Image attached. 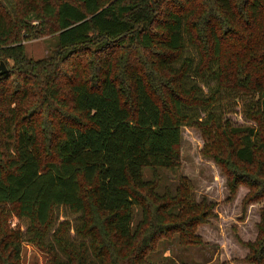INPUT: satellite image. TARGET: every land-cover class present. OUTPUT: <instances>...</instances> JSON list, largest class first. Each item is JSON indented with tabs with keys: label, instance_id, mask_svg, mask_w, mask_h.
Listing matches in <instances>:
<instances>
[{
	"label": "trees",
	"instance_id": "1",
	"mask_svg": "<svg viewBox=\"0 0 264 264\" xmlns=\"http://www.w3.org/2000/svg\"><path fill=\"white\" fill-rule=\"evenodd\" d=\"M44 35L50 54L27 57L21 41ZM0 61V264H21L23 243L45 264H157L175 234L203 243L213 204L184 176L157 191L181 126L229 171L224 201L238 183L242 211L264 197V0H0ZM224 98L247 123L223 118ZM238 242L264 264V206Z\"/></svg>",
	"mask_w": 264,
	"mask_h": 264
},
{
	"label": "rangeland",
	"instance_id": "2",
	"mask_svg": "<svg viewBox=\"0 0 264 264\" xmlns=\"http://www.w3.org/2000/svg\"><path fill=\"white\" fill-rule=\"evenodd\" d=\"M32 23H35L33 21ZM56 36L44 35L21 41L24 52L31 59L48 56L55 46ZM218 109L223 111V118L232 124H244L248 121L240 113L239 103L232 98H224ZM217 109V110H218ZM202 116V114H200ZM209 145L204 135L194 127H180V166L174 172L159 169L161 192L164 186L173 190L180 176H184L193 185L195 201L203 198L212 203V214L208 223L197 227L196 232L203 239V243L182 246L177 234L170 241H160L157 249L146 255V260L157 264H251L242 259L247 254V247L238 242L251 241L256 235V222L259 210L264 206V197L245 205L242 211L241 199L248 192V186L237 184L235 195L230 201H224L229 194L226 180L228 170L217 164L208 154ZM142 177L151 179V169L143 167ZM131 224H135L140 217L138 205L133 207ZM57 220L67 219L74 223L75 215L64 207L56 209ZM21 222V221H20ZM17 219L9 217L8 224L12 228ZM22 224V222H21ZM22 227V226H21ZM46 254L30 243H23L20 254L21 264H45Z\"/></svg>",
	"mask_w": 264,
	"mask_h": 264
},
{
	"label": "water",
	"instance_id": "3",
	"mask_svg": "<svg viewBox=\"0 0 264 264\" xmlns=\"http://www.w3.org/2000/svg\"><path fill=\"white\" fill-rule=\"evenodd\" d=\"M6 67L3 61H0V74L5 72Z\"/></svg>",
	"mask_w": 264,
	"mask_h": 264
}]
</instances>
